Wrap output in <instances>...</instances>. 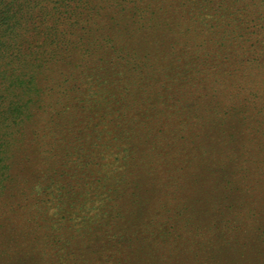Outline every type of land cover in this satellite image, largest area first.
Instances as JSON below:
<instances>
[{"label":"rangeland","instance_id":"rangeland-1","mask_svg":"<svg viewBox=\"0 0 264 264\" xmlns=\"http://www.w3.org/2000/svg\"><path fill=\"white\" fill-rule=\"evenodd\" d=\"M243 5L221 45L138 37L51 97L0 177V264H264V0Z\"/></svg>","mask_w":264,"mask_h":264},{"label":"trees","instance_id":"trees-1","mask_svg":"<svg viewBox=\"0 0 264 264\" xmlns=\"http://www.w3.org/2000/svg\"><path fill=\"white\" fill-rule=\"evenodd\" d=\"M243 4L244 0H0V177L17 146L34 136L35 121L45 128L40 114L60 106L59 98L52 101V96L70 83L99 79L94 69L104 62L106 51L117 53L122 44L138 37L169 47H180L179 39L184 46L221 45L233 34L232 28L247 25L249 8ZM111 59L107 56L106 61Z\"/></svg>","mask_w":264,"mask_h":264}]
</instances>
